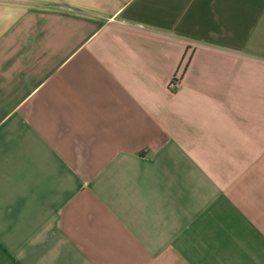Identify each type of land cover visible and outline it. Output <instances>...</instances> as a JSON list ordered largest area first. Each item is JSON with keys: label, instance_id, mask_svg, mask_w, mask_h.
I'll list each match as a JSON object with an SVG mask.
<instances>
[{"label": "crops", "instance_id": "crops-1", "mask_svg": "<svg viewBox=\"0 0 264 264\" xmlns=\"http://www.w3.org/2000/svg\"><path fill=\"white\" fill-rule=\"evenodd\" d=\"M0 264H264V0H0Z\"/></svg>", "mask_w": 264, "mask_h": 264}, {"label": "built area", "instance_id": "built-area-1", "mask_svg": "<svg viewBox=\"0 0 264 264\" xmlns=\"http://www.w3.org/2000/svg\"><path fill=\"white\" fill-rule=\"evenodd\" d=\"M180 85V77L178 74H175L173 76V78L171 79V82H170V87L171 88H178Z\"/></svg>", "mask_w": 264, "mask_h": 264}]
</instances>
